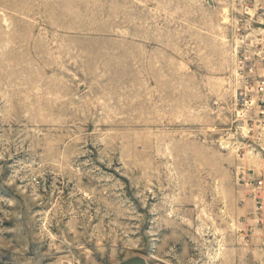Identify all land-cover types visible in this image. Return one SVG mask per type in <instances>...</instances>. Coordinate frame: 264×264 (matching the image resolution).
Returning <instances> with one entry per match:
<instances>
[{"label": "rangeland", "instance_id": "374dc122", "mask_svg": "<svg viewBox=\"0 0 264 264\" xmlns=\"http://www.w3.org/2000/svg\"><path fill=\"white\" fill-rule=\"evenodd\" d=\"M240 27L237 0H0V264H264Z\"/></svg>", "mask_w": 264, "mask_h": 264}, {"label": "built area", "instance_id": "2783aa9c", "mask_svg": "<svg viewBox=\"0 0 264 264\" xmlns=\"http://www.w3.org/2000/svg\"><path fill=\"white\" fill-rule=\"evenodd\" d=\"M239 39L237 46L241 87L235 101L239 129L257 143L253 150L264 156V0H237ZM264 176V173H263ZM256 202V213L264 222V180L248 182Z\"/></svg>", "mask_w": 264, "mask_h": 264}, {"label": "water", "instance_id": "95a60500", "mask_svg": "<svg viewBox=\"0 0 264 264\" xmlns=\"http://www.w3.org/2000/svg\"><path fill=\"white\" fill-rule=\"evenodd\" d=\"M118 264H150V263H148L145 257L141 255H135V256L122 260Z\"/></svg>", "mask_w": 264, "mask_h": 264}, {"label": "bare ground", "instance_id": "6f19581e", "mask_svg": "<svg viewBox=\"0 0 264 264\" xmlns=\"http://www.w3.org/2000/svg\"><path fill=\"white\" fill-rule=\"evenodd\" d=\"M165 264H167V263H165Z\"/></svg>", "mask_w": 264, "mask_h": 264}]
</instances>
